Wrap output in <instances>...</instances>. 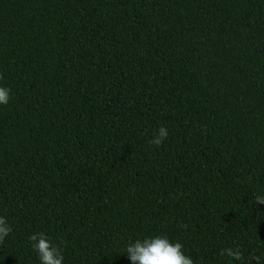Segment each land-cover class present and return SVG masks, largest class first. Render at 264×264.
Returning a JSON list of instances; mask_svg holds the SVG:
<instances>
[{
  "label": "trees",
  "instance_id": "obj_1",
  "mask_svg": "<svg viewBox=\"0 0 264 264\" xmlns=\"http://www.w3.org/2000/svg\"><path fill=\"white\" fill-rule=\"evenodd\" d=\"M0 74V264H264V0H0Z\"/></svg>",
  "mask_w": 264,
  "mask_h": 264
},
{
  "label": "clouds",
  "instance_id": "obj_2",
  "mask_svg": "<svg viewBox=\"0 0 264 264\" xmlns=\"http://www.w3.org/2000/svg\"><path fill=\"white\" fill-rule=\"evenodd\" d=\"M3 79L0 74V80ZM11 90L0 86V105H7L10 101ZM168 137V130L161 126L158 134L150 141L155 146H161ZM255 203L264 204V196H257ZM12 227L6 218L0 217V243L11 233ZM33 249L38 253L41 264H64V256L60 248L54 245L44 233L32 234L29 237ZM125 252L132 264H194L193 260L184 254L183 245L180 242L172 243L166 236L155 238L137 239L129 243ZM221 255H227L234 260H242L239 248H227Z\"/></svg>",
  "mask_w": 264,
  "mask_h": 264
}]
</instances>
